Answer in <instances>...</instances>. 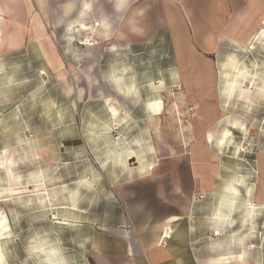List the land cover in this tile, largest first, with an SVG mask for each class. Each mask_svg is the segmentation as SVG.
<instances>
[{"label":"crops","instance_id":"0c3cea01","mask_svg":"<svg viewBox=\"0 0 264 264\" xmlns=\"http://www.w3.org/2000/svg\"><path fill=\"white\" fill-rule=\"evenodd\" d=\"M168 3L0 0V58L7 53L11 64L33 68L12 82H25L28 99L38 72L50 83L39 94L49 99L25 128L42 130L40 155L49 167L33 171L34 185L40 181L58 199L53 225L66 229L51 238L57 264H264V188L244 187L226 173L223 151L237 147L226 142L228 117L215 138L211 130L202 136L200 108H188L186 88L196 85H188L183 68L178 80L176 53L162 56L167 39L152 31L154 11L168 13ZM85 21L91 30L100 22L99 42L73 46ZM223 94L226 111L240 100ZM258 173L264 180L262 163ZM34 185L21 186L29 193Z\"/></svg>","mask_w":264,"mask_h":264},{"label":"rangeland","instance_id":"374dc122","mask_svg":"<svg viewBox=\"0 0 264 264\" xmlns=\"http://www.w3.org/2000/svg\"><path fill=\"white\" fill-rule=\"evenodd\" d=\"M160 1L169 2L170 8L168 13L166 9L154 11L158 21L152 22V31L167 39V43L162 41V56L176 53L177 63L173 60L172 63L178 80L184 81L180 74L183 68L190 81L188 85H196L186 88L193 96L188 108L192 114L197 112L196 107L200 108L205 122L202 136L211 130L208 136L215 138L220 129L217 123L228 117L227 128L232 132L240 155L237 157L233 149H224L222 157L228 162L226 173L231 175V180L239 177L244 187L264 188V180L258 173L264 160V0H186V5L184 0ZM84 25L85 29H81L88 31L91 21H85ZM49 27L47 33L52 38L55 30ZM81 34L84 36L83 32ZM2 56L0 260L3 264H57L51 238L65 234L66 229L53 225V209L58 199L46 193L43 186H39L40 181L34 185L38 180L34 176L49 167L40 155L37 135L42 130L25 128V122L36 119L34 108L49 99H41L39 94L50 89V83L48 77L40 78L38 72L31 83L32 95L28 99L29 87L24 86L25 82L15 84L11 78L16 74L32 73L31 64L23 60L11 64L9 54ZM245 67L255 77L253 88L246 85L247 80L245 83L243 79L237 81V72ZM233 79L237 81L233 96L239 98L240 103L234 101L226 111L223 91L227 93L228 82ZM46 115L40 113V117ZM233 121L238 122L237 129ZM103 146L107 151L112 149L109 143L104 142ZM76 161L79 162L73 160ZM88 162L91 165V158ZM23 184L34 185V191L25 193Z\"/></svg>","mask_w":264,"mask_h":264},{"label":"bare ground","instance_id":"6f19581e","mask_svg":"<svg viewBox=\"0 0 264 264\" xmlns=\"http://www.w3.org/2000/svg\"><path fill=\"white\" fill-rule=\"evenodd\" d=\"M81 26V24H80ZM83 26V25H82ZM83 29H84V26H83ZM89 29V28H88ZM92 32L93 34H96V29H92ZM234 70H237L236 67H234ZM256 74V72H255ZM41 75H44V73L42 72ZM256 76V75H255ZM236 78H237V81L239 79H243V83L246 82L247 80V83L246 85L251 88L254 87L255 85V77L250 73V71L245 67L243 68V70H239L237 72V75H236ZM250 78V79H249ZM249 80V81H248ZM237 81L235 79L231 80L230 82H228V90H227V94H229V96H233L234 95V92H235V89H236V86H237ZM245 85V86H246ZM264 92V91H263ZM163 103H159V104H155L154 106H151L153 108H156V107H159V109L161 108ZM192 119V118H191ZM180 120L182 122V124H187L189 122V117L186 115V111H181V116H180ZM192 122V121H191ZM233 125H235L236 127L234 128H238V122L237 121H233L232 122ZM241 126V125H240ZM242 129H243V126H242ZM226 136V142L228 143V145H232V144H235V142H233V135H232V132H228ZM238 146L234 149V153L237 154V155H240L239 153V150H238ZM262 163V167L264 169V160L261 162ZM226 188L228 190H234V191H238L237 188L234 186V185H227ZM55 219V218H54ZM53 252V251H52Z\"/></svg>","mask_w":264,"mask_h":264},{"label":"built area","instance_id":"2783aa9c","mask_svg":"<svg viewBox=\"0 0 264 264\" xmlns=\"http://www.w3.org/2000/svg\"><path fill=\"white\" fill-rule=\"evenodd\" d=\"M93 27L94 29H99L100 27V22H94L93 23ZM84 36H81L79 38H76V40L72 41V45L73 46H77V47H93L95 45L98 44V39L96 38V35L93 34L92 30L89 28V30H85L82 31ZM114 132H113V137L115 138V140H120V138H122V132L121 129H119L118 127L114 128ZM221 235L220 231H214L212 233H210V236L214 239H217L219 236ZM169 234L165 233L163 235V240H169L168 239ZM163 245H166V243H164L163 241Z\"/></svg>","mask_w":264,"mask_h":264},{"label":"clouds","instance_id":"9594fccd","mask_svg":"<svg viewBox=\"0 0 264 264\" xmlns=\"http://www.w3.org/2000/svg\"><path fill=\"white\" fill-rule=\"evenodd\" d=\"M0 264H3V261L2 260H0Z\"/></svg>","mask_w":264,"mask_h":264}]
</instances>
